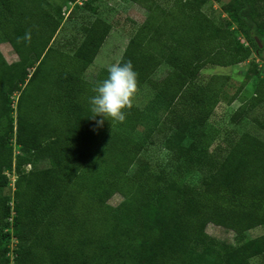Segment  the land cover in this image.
<instances>
[{
	"label": "trees",
	"instance_id": "obj_1",
	"mask_svg": "<svg viewBox=\"0 0 264 264\" xmlns=\"http://www.w3.org/2000/svg\"><path fill=\"white\" fill-rule=\"evenodd\" d=\"M56 1L0 0V41L16 55L7 63L0 54V264H249L264 251V238L234 246L211 239L204 227L211 223L241 236L264 224V141L242 132L215 159L203 126L226 76L214 74L198 87L193 80L207 64L248 58L254 36H264V0H236L229 19L205 14L203 0H173L168 9L154 0H129L146 15L117 62L131 61L138 89L146 84L152 90L147 109L154 112L147 118L133 105L123 123L105 120L102 127L89 118V98L107 69L92 81L83 73L110 25L95 17L81 27L82 38L69 53L52 47L63 8L76 0ZM29 30L31 42H18ZM161 64L167 69L153 79ZM12 91L14 107L7 98ZM185 105L193 117L176 109ZM145 119L151 122L136 140L133 132ZM162 129L168 132L165 149L198 172L195 184L178 181L180 172L155 175L139 163L142 141ZM197 142L203 145L194 159ZM133 163L138 165L129 175ZM7 171L15 176L12 188ZM115 194L121 199L112 207L106 201Z\"/></svg>",
	"mask_w": 264,
	"mask_h": 264
},
{
	"label": "rangeland",
	"instance_id": "obj_2",
	"mask_svg": "<svg viewBox=\"0 0 264 264\" xmlns=\"http://www.w3.org/2000/svg\"><path fill=\"white\" fill-rule=\"evenodd\" d=\"M56 1V0H54ZM160 7L168 9L173 0H154ZM236 0H203L200 4V9L207 15L213 18L222 16L230 18L226 12L229 6ZM57 2V1H56ZM74 6V14L71 17H66L68 10ZM74 3H69L64 10V17L49 45L58 48L65 52H70L81 40V27L93 18L99 17L109 23L110 30L100 45L97 54L92 63L84 71L83 77L87 81H92L96 72L101 68H108L113 63H116L128 38L134 33L138 25L143 21L146 11L137 3L129 0H76ZM232 28L234 23L232 22ZM240 43L245 44V41L238 31H234ZM254 46L251 48V53L248 58L229 66H217L207 64L203 66L193 83L196 87L204 85L212 75H225L221 93L218 97L213 112L207 118L203 130L206 134L212 137V140L207 145L208 151L215 159L220 157L225 152V147L228 141L234 139L242 132H248L264 141V36H254ZM0 54L7 63L16 61V55L11 47L6 42L0 41ZM166 65L161 64L152 74L153 79L162 77ZM30 72L29 70L27 71ZM249 73L248 79L236 92L241 81ZM258 89L261 90L260 100L254 105L249 106V99ZM16 91L7 94L10 105L14 107L16 99ZM234 95V99H230ZM152 97V90L143 84L136 93L133 99V105L147 113V118L153 114V110H148L149 101ZM244 107L242 113L233 114L239 107ZM177 110H182V114L186 117L194 116V110L189 109L186 105L177 107ZM150 111V112H149ZM159 117H164L161 113ZM156 115V116H157ZM176 112H171L170 118L175 117ZM232 117L234 120H232ZM151 120L145 119L143 123L133 132V137L140 140L146 132ZM167 130L162 129L161 133L154 134L152 132L147 138L142 141V146L138 152L139 163L145 166L146 171L155 175H177L178 181L186 182L193 185L197 182L198 172L186 169L184 162L176 161L172 155L165 149L163 139L167 135ZM189 139H185V144L189 143ZM203 145V144H202ZM202 145L198 142L192 147V157H198V153L202 149ZM190 150V151H191ZM178 162V163H177ZM177 164L180 169L177 171ZM137 165L131 164L127 170V174H132ZM24 170L28 166H23ZM10 186L15 178L11 171L6 172ZM118 195H112L106 203L110 206H115L119 201ZM204 231L208 237L215 241H221L234 246L248 240L256 238H264V224L256 226L242 233L241 236H235L231 231L220 226L208 223L204 227ZM14 240L8 239V255H11ZM200 249V247H198ZM249 264H264V251L256 256L248 259Z\"/></svg>",
	"mask_w": 264,
	"mask_h": 264
},
{
	"label": "clouds",
	"instance_id": "obj_3",
	"mask_svg": "<svg viewBox=\"0 0 264 264\" xmlns=\"http://www.w3.org/2000/svg\"><path fill=\"white\" fill-rule=\"evenodd\" d=\"M21 39L30 43L31 31L18 38V42ZM107 72V78L92 88L94 95L89 98L92 113L89 118L95 120L97 127H102L105 120L123 123L127 115L125 110L133 107V99L138 92V74L131 61L113 63L108 66Z\"/></svg>",
	"mask_w": 264,
	"mask_h": 264
}]
</instances>
